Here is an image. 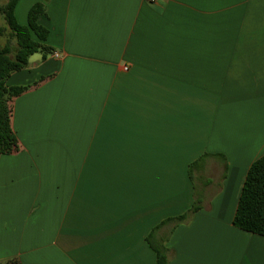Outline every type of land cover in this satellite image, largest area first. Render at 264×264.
<instances>
[{
  "label": "crops",
  "instance_id": "0c3cea01",
  "mask_svg": "<svg viewBox=\"0 0 264 264\" xmlns=\"http://www.w3.org/2000/svg\"><path fill=\"white\" fill-rule=\"evenodd\" d=\"M45 5L53 51L7 81L29 88L0 158V264H156L150 235L168 264H264L233 223L264 155V0Z\"/></svg>",
  "mask_w": 264,
  "mask_h": 264
},
{
  "label": "trees",
  "instance_id": "16d2710c",
  "mask_svg": "<svg viewBox=\"0 0 264 264\" xmlns=\"http://www.w3.org/2000/svg\"><path fill=\"white\" fill-rule=\"evenodd\" d=\"M19 2L20 0H8L0 7L1 16L10 31L8 42L3 48L0 47V158L19 151V141L12 126L13 105L15 99L29 88L8 87L7 81L12 74L27 68L32 56L36 54L48 56L53 51L46 44L48 29L39 23L40 18L46 15L45 3L34 4L28 12L27 26H22L15 17ZM208 158L209 155L205 154L189 166V176L193 182L194 171L204 167ZM201 203L196 197L193 207L186 214L172 218L168 222L177 226L188 221L201 209ZM233 223L242 231L264 237V155L257 159L248 171ZM147 241L156 252V264H168L169 252L166 246L168 237L157 241L150 235ZM5 264L20 263L12 260Z\"/></svg>",
  "mask_w": 264,
  "mask_h": 264
},
{
  "label": "rangeland",
  "instance_id": "374dc122",
  "mask_svg": "<svg viewBox=\"0 0 264 264\" xmlns=\"http://www.w3.org/2000/svg\"><path fill=\"white\" fill-rule=\"evenodd\" d=\"M8 0H0V7L4 6ZM43 2L46 3L45 0H22L19 3L17 10L15 12V17L18 23L22 26H27V18H28V11L34 5V2ZM10 31L3 20V17L0 13V47L3 48L9 40Z\"/></svg>",
  "mask_w": 264,
  "mask_h": 264
},
{
  "label": "built area",
  "instance_id": "2783aa9c",
  "mask_svg": "<svg viewBox=\"0 0 264 264\" xmlns=\"http://www.w3.org/2000/svg\"><path fill=\"white\" fill-rule=\"evenodd\" d=\"M157 1L158 0H147V2L150 3V4H154ZM53 57L56 58V59H59L61 57V55L59 53H54Z\"/></svg>",
  "mask_w": 264,
  "mask_h": 264
}]
</instances>
